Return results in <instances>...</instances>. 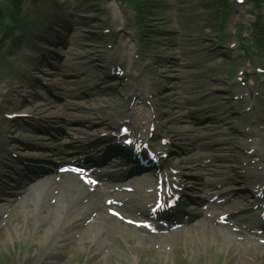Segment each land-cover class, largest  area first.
<instances>
[{
    "label": "rangeland",
    "instance_id": "rangeland-1",
    "mask_svg": "<svg viewBox=\"0 0 264 264\" xmlns=\"http://www.w3.org/2000/svg\"><path fill=\"white\" fill-rule=\"evenodd\" d=\"M148 1L153 8L145 9L144 22L135 11L134 0H21V14L28 24L21 28L26 36L20 27L14 26L22 40L20 47L10 35L4 36L2 47L6 50L0 52V61L3 64L6 59L12 61L15 70L0 68V93L2 89L12 90L7 106L17 111L43 103L41 95L50 96L44 90L48 86L45 83L57 84V91L70 86L71 93L83 88L85 93L81 92L80 97L54 98L55 110L50 113L76 121V125L83 123L79 126L86 131L81 137L90 134V129L97 127L95 131L99 132L105 127L97 123L103 116L100 109L92 113V108L102 107L108 114L116 113L131 92L144 93L139 98L147 95L153 103L144 102L136 107L134 118L141 123L140 131L149 134V124L154 114H158L160 123L153 130L155 142L167 137L176 143L179 161H175L188 173L184 178L186 193L202 194L201 189H206L212 181H218L221 186H211L210 191L239 192L243 182L251 183L247 178L249 164H245L258 161L263 168L264 155L251 152L264 145V72L257 68L264 66V39L260 35L264 27V0H229L232 7L229 14H224V23L221 20L224 10L219 2ZM7 2L0 0L1 5ZM49 6H58L56 21L64 24L66 18L69 28L67 31L60 28L64 38L61 43L46 45L43 37L49 31L44 30L43 22ZM37 10L40 12L36 13ZM139 18L142 29L136 25ZM1 23L0 27L4 22ZM31 24H36L38 35H30ZM105 27L108 30L102 31ZM51 33L50 38H55ZM46 46L50 50L46 51ZM43 48L49 56L55 52L62 54L61 58L51 59L54 66L41 61ZM113 51L115 58H111ZM116 61L123 62L127 79L107 77ZM59 69L67 72L55 76ZM243 78L245 84H241ZM152 82L159 90L154 94L149 91ZM110 85L113 90H103L102 86ZM242 90L248 93L243 96ZM259 90L263 95L256 94ZM20 102L22 105L15 107ZM86 118L95 124L85 126ZM114 119L110 114L108 120ZM253 120L256 122L252 124ZM260 121L262 128L258 126ZM23 124H5L3 135L9 146H20L26 155L33 154L29 149L41 141L35 139L28 126L22 128ZM147 181L148 178L143 185H149ZM239 193L240 198L235 203L228 202V208L247 203V191L242 189ZM146 201L147 198L139 200ZM24 204L23 201L15 204L9 214L11 203L0 200V264H264L261 244L264 238L245 229L241 231L242 238L237 237L239 232L230 235L214 229L220 241L206 243L195 240L192 230L154 236L120 221H111L110 217L92 223L93 226L88 221L86 239L95 237L97 224L107 220L105 231L95 241L75 250L69 240L49 247L37 235L45 223L47 226V220L39 223L37 214L24 212ZM196 222L188 228L203 229L202 222L195 225ZM15 227L19 228L16 235L12 230ZM8 230L13 238L1 240ZM70 233L54 231L50 236L54 239L61 234L64 239ZM58 245L63 247L60 252Z\"/></svg>",
    "mask_w": 264,
    "mask_h": 264
},
{
    "label": "bare ground",
    "instance_id": "bare-ground-1",
    "mask_svg": "<svg viewBox=\"0 0 264 264\" xmlns=\"http://www.w3.org/2000/svg\"><path fill=\"white\" fill-rule=\"evenodd\" d=\"M122 113H123V118L128 117V114H129L128 112H127V115L124 114V112ZM172 150H170V155H174L172 153ZM165 151L166 150H164V152ZM51 152L54 155H48L44 159L63 160L66 158L64 155L67 153H65V151L60 148L53 150ZM36 165L38 164L36 163ZM171 166L172 167L170 168L171 169L170 172L166 173L165 175L166 187L169 190L167 199H172L175 195H179L183 191L180 189L182 187V182L179 178L182 174L181 170H179L180 165L173 162ZM174 169H177V173L174 172ZM19 171L21 172L22 170L19 169ZM20 172H18L19 175H20ZM40 172H44V171H40ZM47 173H48V177L46 178V180L44 179L38 185L29 186L28 181H25L26 180V177H24L25 175L22 176L23 178L20 177L17 180L19 184V189H21V191L19 192V195L26 193L32 197L33 205L31 207L33 208V210H36L37 208L45 207L46 209H48L46 211V214L50 215L52 218H53V215L58 216L59 211L61 212L64 211L68 215L72 212H75L76 223H78L77 221L81 220L83 217H86L87 215L95 211L97 208L102 207L104 205L102 202L101 196L98 194L99 192L97 193L92 192L91 186L81 181V179H79L77 176H74L70 173L60 176V174L57 171L56 173H54L53 170H48ZM250 178L254 180V183L252 185V188H250L248 192L253 194L252 196L253 198H252V201L250 202V206H254L257 202L261 200V197L264 196V191L262 189V186H264V175H263V172L260 169H258L257 164L253 166V171L250 174ZM204 195H205L204 198H207V199L210 198V196H207V194H204ZM119 196H124V195H119ZM148 196L150 197L151 194L149 193ZM118 199L121 201L124 198L119 197ZM140 208H142L141 212H143L144 215L149 214V210L145 211L142 206H137V209H140ZM221 209L223 208L221 207L218 208L219 211ZM183 210L184 208H180L179 210L176 209L175 213L179 214ZM246 211H248V209H246ZM221 213H225V211H221L220 214ZM191 214L193 215L201 214L200 208L198 209V208L192 207ZM55 219L57 220L58 217ZM201 224H202L201 226L203 227V229L201 228L197 229V227H192L191 229L189 228L194 233L193 237L195 238V240L199 242L203 241L206 243H209V242L218 243L220 239L215 236V232L213 231V225L211 224L210 220L207 217H205V219L202 220ZM56 225H58V222L56 223ZM56 225L49 227L43 232H38V233H42L38 235L41 241H43L46 244L50 243V239H51L50 234L54 231L55 228H57ZM219 229L222 231H227L230 234L232 233V231L229 228H219ZM12 230L15 231L14 235H16V233L18 234L19 228L15 227ZM6 235L1 240L13 238L14 236L11 230H8V233L6 232Z\"/></svg>",
    "mask_w": 264,
    "mask_h": 264
},
{
    "label": "trees",
    "instance_id": "trees-1",
    "mask_svg": "<svg viewBox=\"0 0 264 264\" xmlns=\"http://www.w3.org/2000/svg\"><path fill=\"white\" fill-rule=\"evenodd\" d=\"M223 1H224V5H225V2H226V1H225V0H223Z\"/></svg>",
    "mask_w": 264,
    "mask_h": 264
}]
</instances>
